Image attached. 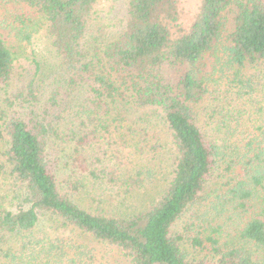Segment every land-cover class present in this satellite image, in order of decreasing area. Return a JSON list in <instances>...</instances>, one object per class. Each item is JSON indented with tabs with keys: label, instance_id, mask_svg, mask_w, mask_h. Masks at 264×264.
<instances>
[{
	"label": "trees",
	"instance_id": "trees-1",
	"mask_svg": "<svg viewBox=\"0 0 264 264\" xmlns=\"http://www.w3.org/2000/svg\"><path fill=\"white\" fill-rule=\"evenodd\" d=\"M2 1L30 8L18 32L42 36L55 64L49 84L36 60L18 75L0 38V264L90 263L70 235L32 241L46 216L126 264H264V0H200L186 30L176 0H130L114 34L95 25L99 0ZM153 120L169 133L173 177L148 208L128 206L162 169ZM215 170H241L227 199L245 225L177 232ZM186 246L213 261L188 260Z\"/></svg>",
	"mask_w": 264,
	"mask_h": 264
},
{
	"label": "rangeland",
	"instance_id": "rangeland-1",
	"mask_svg": "<svg viewBox=\"0 0 264 264\" xmlns=\"http://www.w3.org/2000/svg\"><path fill=\"white\" fill-rule=\"evenodd\" d=\"M130 0H99L96 6V27L100 28L101 33L109 32L114 34L123 29L127 19V7ZM177 24L183 30H186L193 22L200 6V0H176ZM31 17L32 12L29 7L21 4L7 3L0 0V38L6 45L19 57L17 65L18 75L21 73H31L35 70V60L42 69V75L47 84L49 79L54 75L53 65L55 58L47 46L46 40L39 35L34 37L31 42H27L23 38V34L18 32L20 24L16 21V17ZM232 13L229 15L228 28L231 27ZM214 57L207 56L201 63V71L208 75L213 69ZM253 72V71H251ZM261 95V94H260ZM206 106V105H205ZM149 127V133L153 136V140L158 141L159 146L163 147L161 151L162 169L152 170L150 175L145 178V183L140 190L127 201L134 205H144L148 208L153 202L155 203L163 194L167 184L173 177L170 168L171 164V140L167 129L158 121L153 120ZM147 127L144 125L143 127ZM1 147V145H0ZM167 169V170H166ZM241 170H215L209 179L205 190L201 193L200 198L189 207L188 211L182 217L176 230L179 233L184 232L186 226L191 230L197 231L200 227L206 229H218L220 238L227 234H235L236 229H241L247 218L243 215H237L228 203V187L234 179L237 178ZM68 172L65 171L63 178H67ZM4 176H0V203L9 202L8 189L4 183ZM230 182V183H229ZM229 184V185H228ZM83 205H85L83 203ZM36 228L30 233L32 241H39L41 238L49 236L54 239L55 236L70 235L71 242L74 245L81 244L80 250L83 252V258L91 260L89 264H126L120 251L106 243H100L86 235H81L76 231L61 227L57 220L46 216L42 218ZM194 226H190L193 225ZM61 228H60V227ZM199 227V228H198ZM210 228L202 230L204 234L210 233ZM22 241V237L13 239L9 246L13 252ZM8 247V245H7ZM5 245L2 246L1 255L6 252ZM186 258L188 260H209L213 261L212 255L208 250H195L193 248L184 247ZM11 252V251H10ZM74 252V251H72Z\"/></svg>",
	"mask_w": 264,
	"mask_h": 264
}]
</instances>
